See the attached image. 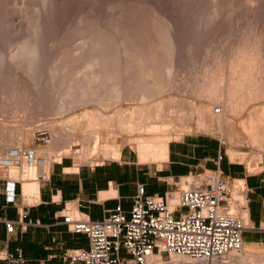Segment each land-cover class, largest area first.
Here are the masks:
<instances>
[{
    "label": "rangeland",
    "instance_id": "1",
    "mask_svg": "<svg viewBox=\"0 0 264 264\" xmlns=\"http://www.w3.org/2000/svg\"><path fill=\"white\" fill-rule=\"evenodd\" d=\"M0 3L2 7L0 9L3 10H0V160L8 163L11 158L9 152L16 147L37 149L44 159L41 167L48 162L52 161V164L63 158L74 162L77 166L96 164L110 159L95 157L94 160H85L74 152L66 153L63 149L65 143L61 139L69 141V145L74 150L85 152L87 149L92 151L91 153L94 152V156H100V153L104 151V145L107 144L116 145L121 150L126 148L139 158V153L136 152L133 144V140H137L138 133L130 136L128 132L113 126H95L90 113L101 112L105 117H109V115H115L120 109L122 114H130L132 108L141 101L137 93L133 92L136 91L134 87L137 84V86L140 85L139 82L137 83L138 68L133 63L137 64L140 59L146 62L151 55L152 47L157 52L163 51L162 48L165 50L168 46L165 33L169 23H172L173 28L175 26V32H173L177 49L173 54L174 61L171 64L172 60L170 61L165 53H157L161 56L156 67L162 71V74L164 73L163 79L166 80L170 76L171 79L173 78V83L163 91L164 93L161 92L150 102L157 108L162 103L163 112L167 110L165 115L170 113L176 115L177 118L174 117V119H177L176 127L179 129L175 127V132L172 130L171 140L188 133L205 134L221 144L224 156L227 154V157H231L230 155L234 154L235 161L246 163L250 169L257 167L264 153V145L253 144L244 131L242 121L245 119V114L241 113V108L246 104V98L249 101V95L245 94L248 93L247 91H250L248 94L255 93L256 90L261 91L260 94L264 92V75L260 77L261 73L264 74V69L258 78L255 76L258 80V82L255 80L258 83L257 86L251 87L249 84L254 81L251 80L245 82V90L244 88L237 90L240 92L238 97H235L237 112L230 115V119L231 117L233 119L231 122L229 120L222 122L223 132L218 130V125H215L216 129L213 130L210 127L203 130L199 128L194 108L202 106L203 109L204 103L207 102L204 107L207 111L203 109V113L204 111L207 113L205 118L209 123L212 121L214 124L217 121L218 107L224 110L223 108L227 107L224 105L226 102H213L208 99L211 90L209 88L207 90L206 86L215 82L218 85L215 91L223 98L222 101L227 100L228 79L226 77L231 75L229 67H231L232 56L234 53L237 55L240 49L241 53L247 50L248 53L249 51L253 53L254 57L253 55L250 57L254 64L261 58L258 63L264 65L262 64L264 62V0H0ZM36 40L40 41L42 58L39 59L37 69L35 67L33 69L29 58L18 55V52H22V49L18 48H22L25 42L33 44ZM98 48L103 51L102 55L96 52L99 51L96 50ZM124 48L129 49V53L125 54ZM3 54H5L4 58H2ZM94 55L102 63L104 61L103 66L106 68L98 61L101 66L98 64L99 67L97 65L93 68L98 71H86L83 64ZM102 56L104 59L100 60ZM165 66L170 67V71L166 74ZM64 67L65 70L61 72ZM99 70L100 73L103 70L100 80L96 77ZM85 71L89 73L86 74ZM91 71L95 72V75ZM57 72L60 75L55 74ZM90 72L98 78L96 81L100 82H94L96 78L89 76ZM102 75L107 78L112 76V80ZM90 77L93 78L92 84L95 83V85L100 84L101 79H107L109 89L113 83L121 82L122 96L110 104H105L107 99H101V102H81L79 95L73 99L63 98V92L67 90L70 83L73 85L76 81L84 85L91 84ZM219 78L226 81L221 82L217 80ZM248 86L253 91L247 90ZM209 90L210 92L207 93ZM259 95L258 105L264 102V93ZM210 102L211 107L208 104ZM61 105L64 107L59 109ZM85 112L87 114L90 112V116L80 117V115L85 116ZM72 117L76 125L75 123L66 124L65 121ZM78 119L79 122H77ZM39 128H44L50 133L52 137L50 145L35 144V136ZM143 132L147 134V129ZM231 138L237 145L232 146ZM96 141L98 145L95 144ZM60 153L61 156L58 155ZM11 167L13 166L10 165L11 174L15 177L18 169ZM1 169L7 172L6 168ZM39 169L40 167L34 168L37 171ZM39 175L41 174L35 172L33 175L29 174L28 178H36ZM186 183L187 181H182L181 185L184 187ZM233 196L237 200L242 198L236 185L233 187ZM248 246L256 253L264 255V249Z\"/></svg>",
    "mask_w": 264,
    "mask_h": 264
},
{
    "label": "crops",
    "instance_id": "2",
    "mask_svg": "<svg viewBox=\"0 0 264 264\" xmlns=\"http://www.w3.org/2000/svg\"><path fill=\"white\" fill-rule=\"evenodd\" d=\"M225 155L214 138L188 133L170 141L168 157L161 163H142L126 148L119 158L96 164L77 166L63 158L49 167V180L36 177L18 183V190H25L24 183L38 181L39 190L35 197L25 196L24 191L25 199L15 203L6 201L8 178L0 168V251L21 249L28 264H66V250L88 247L89 242L85 234L69 229L65 212H79L93 220H102L118 207L129 213L140 185L148 195H165L177 191L194 174L216 169L243 181L244 211L253 226L244 231L243 239L247 245L264 249V153L252 169Z\"/></svg>",
    "mask_w": 264,
    "mask_h": 264
},
{
    "label": "built area",
    "instance_id": "3",
    "mask_svg": "<svg viewBox=\"0 0 264 264\" xmlns=\"http://www.w3.org/2000/svg\"><path fill=\"white\" fill-rule=\"evenodd\" d=\"M51 143L50 133L39 128L35 144ZM9 156L8 163L0 160V168L7 169L6 201L15 203L18 198L25 199L23 188L18 190L17 184L26 180L20 175L14 177L10 165L24 174V164L37 169L44 159L37 149L24 147L11 149ZM50 175L49 170L38 179L46 181ZM186 181L190 187L180 185L165 195H148L140 185L129 213L118 207L102 220L65 212L69 229L85 234L89 242L88 247L66 250V264H148L157 259L168 263L173 256L185 259V264H234V257L244 250V231L253 228L243 214L247 208L243 181L224 176L219 169L203 170ZM235 185L242 202L233 196ZM174 193L177 197L172 204ZM7 224L12 226L10 221ZM0 261L28 264L21 249H2Z\"/></svg>",
    "mask_w": 264,
    "mask_h": 264
},
{
    "label": "bare ground",
    "instance_id": "4",
    "mask_svg": "<svg viewBox=\"0 0 264 264\" xmlns=\"http://www.w3.org/2000/svg\"><path fill=\"white\" fill-rule=\"evenodd\" d=\"M1 4V3H0ZM3 4V3H2ZM2 6V5H1ZM2 8V7H0ZM1 10V9H0ZM3 11V10H1ZM5 12V11H4ZM217 14V13H216ZM8 15V13H7ZM1 16V15H0ZM39 21V20H38ZM44 22V21H43ZM165 22V21H164ZM43 25V24H42ZM0 26H1V23H0ZM166 26V25H165ZM3 28V26L1 27ZM36 28V27H35ZM41 28V27H40ZM39 28V29H40ZM121 29V28H120ZM123 30V29H122ZM2 31V30H1ZM36 31V30H35ZM175 26L173 28V24L169 23V26L167 28V31L165 33V38H166V42H167V45L165 50L164 48L163 51H159L157 52L156 50H154L152 47V51L150 52L151 55L149 57L148 60H146V62H142L140 58V61L135 64V62L133 63L134 65L137 66L138 68V72H137V75L139 79L137 81V83L139 82V86H135V90L136 91H133V92H136L139 96V98L141 99L140 102H138L139 104H137L136 107L132 108L130 114H122V112L119 110H117L116 114L113 115V116H106L103 115V113L101 112H96V113H90L92 114V118H93V125L95 126H108V127H115V128H118L119 130H123L125 132H128L130 134V136H133L134 134L138 133V137H137V140H133V144L135 146V149H136V152L139 153V160L140 162L142 163H148V162H158V163H161L163 160H165L167 157H168V154H169V143L171 141V139L173 138V136H171L172 134H170L172 132V130H174V128L177 126L176 123H177V119H174V117H176V115H173V114H169V115H165V113H167V110H165L166 112L164 113L163 112V108H164V105L161 103L160 106L163 105V107L161 108H157V107H153V103L151 104L150 102L153 101V99L158 96V94H160L161 92H163L165 89L169 88L172 83H173V78L171 79L170 76L167 77V79H163V75L164 73L162 74L160 71V69L157 66V62H158V59L160 58L159 54L161 53H165V56L166 58H168L170 61L172 60L171 64L173 63L174 61V53L175 51L177 50L176 49V44H175V40H174V37H175ZM178 31V30H177ZM118 32V31H117ZM120 32V31H119ZM1 33V32H0ZM41 33V32H40ZM174 34V36H173ZM178 34V33H177ZM99 37V36H98ZM151 37V36H150ZM104 38V37H103ZM37 39V38H36ZM100 39V38H99ZM154 40V39H153ZM162 40V39H161ZM177 40V39H176ZM98 41V40H97ZM25 42V41H24ZM39 42V43H38ZM36 40L35 43H29V42H25L24 44L22 45V48H18V49H22V52H18V55L19 56H24L23 58H26L27 59L29 58L30 61H31V68L34 69V67L36 68L37 65L39 64V59L42 58V48L40 46V41ZM96 42V41H95ZM114 42V41H113ZM128 42V41H127ZM154 42V41H153ZM160 42V41H159ZM178 42V41H177ZM88 43V42H87ZM97 43V42H96ZM169 43V44H168ZM150 44V43H149ZM164 44V43H163ZM83 45V44H82ZM84 46V45H83ZM150 46V45H149ZM257 46V45H256ZM17 47V46H16ZM240 47V46H239ZM85 48V47H84ZM97 48V47H96ZM102 48V47H101ZM151 48V46L149 47ZM158 48V47H157ZM13 49V48H12ZM100 48L96 49V50H99ZM75 50V49H74ZM247 50V49H245ZM252 50V49H251ZM81 51V50H80ZM105 51V50H104ZM156 51V52H155ZM244 51V50H243ZM94 52V51H93ZM97 53H100L102 55L101 52L103 51H96ZM123 52L126 53H129V49H125L123 50ZM133 52V51H132ZM136 52V51H135ZM236 52V51H235ZM11 53V52H10ZM88 53V52H87ZM97 53H94L95 55H97ZM108 53V52H107ZM159 53V54H157ZM250 53V51H249ZM248 53V50L246 52H242L241 53V49L239 51H237V55H234L232 56V61L230 62L231 63V67L230 68V71H231V75H229V77H226L228 79V82L227 83V90H228V98L226 97V101H222L223 98L221 96L218 95V92L217 91V88L215 84V82H212V84L209 86L207 85V90L208 88L211 90L207 91V93H209V97H207L208 99H210L211 101H216V102H220V103H224L226 102L224 105H226L227 107L226 108H223L224 110L220 109V111L218 112V118H217V121L213 124V122L211 121V123H209L207 121V119L205 118V114L207 115L206 113V109H204V107H206V103L205 106L203 105V109L206 110L204 111L205 113H203V109H202V106H196V107H199V108H194L196 113H197V116L198 117L196 119V122H197V125L199 126V128H202L203 129H207V127L211 128L212 130L213 129H216L215 128V125H218V130L223 132V129H222V122L223 121H232V117L230 119V115L231 114H235L234 112H237L236 111V99L235 97L237 95H239L238 93H240V89L242 90L244 87H245V82L247 81H251V80H254V81H251L249 85H253V88L255 87V85L257 84L258 85V80H256V77L258 78L259 74L262 72V70L264 69V65H261L260 63H258V61L261 59H258V61L256 62V65L254 64V61L252 59V56L253 53ZM17 54V53H16ZM90 54V53H89ZM106 54V53H105ZM66 55V54H65ZM77 55V54H76ZM92 55V54H91ZM95 55L93 56V58H91L92 56H90L89 59H87L86 62H84L83 66L84 68L87 70H93V68L99 64L98 63V57L96 56L95 58ZM108 55V54H107ZM17 56V55H16ZM83 56V55H82ZM99 56V54H98ZM104 56V55H103ZM100 57V60H102ZM163 56V55H162ZM5 57V54L2 55V58ZM64 57V56H63ZM67 57V56H66ZM64 57V58H66ZM86 57V56H85ZM164 57V56H163ZM254 57V55H253ZM44 58V56H43ZM107 58V57H105ZM104 59V58H103ZM176 59V58H175ZM41 60V59H40ZM61 60V59H60ZM66 60V59H65ZM68 60V59H67ZM106 60V59H105ZM108 60V59H107ZM134 60V59H133ZM167 60V59H166ZM160 61V60H159ZM168 61V60H167ZM168 61V62H170ZM263 61V60H262ZM29 62V61H28ZM100 64L102 63L101 61H99ZM167 62V63H168ZM72 63V62H71ZM104 63V61H103ZM103 63H102V66H103ZM106 63V62H105ZM140 63V64H139ZM57 64V63H56ZM59 64V63H58ZM99 64V65H100ZM132 64V65H133ZM160 64V63H159ZM158 64V65H159ZM170 64V63H169ZM168 64V65H169ZM170 64V65H171ZM264 64V62L262 63ZM55 65V64H54ZM98 65V67H99ZM133 65V66H134ZM61 66V65H60ZM59 66V67H60ZM82 66V70L84 69ZM101 66V65H100ZM125 66V65H124ZM160 66V65H159ZM163 66V65H162ZM173 66V65H172ZM57 67V66H55ZM54 67V68H55ZM63 67V66H61ZM72 67V66H71ZM105 67V66H103ZM126 67V66H125ZM52 68V67H51ZM106 68V67H105ZM104 68V69H105ZM133 68V67H132ZM165 68V69H164ZM162 69H164L165 71V74L166 72L170 71L169 68L170 67H164ZM27 69V68H26ZM37 69V68H36ZM135 69V68H134ZM59 71L61 70L60 68L58 69ZM65 70V67L62 68V71ZM107 70V69H105ZM104 70V72H105ZM136 70V69H135ZM56 71V69H55ZM85 71V73H86ZM95 71V69L93 70ZM98 71V70H96ZM95 71V72H96ZM103 70H101V73H102ZM172 71V69H171ZM211 71V70H210ZM30 72V71H29ZM60 72V73H61ZM68 72V71H67ZM92 72V71H91ZM89 74L92 75L94 74L95 75V72H92V74ZM103 72V74H104ZM109 72V70H108ZM136 72V71H135ZM134 72V73H135ZM89 73V72H88ZM86 73V74H88ZM101 73H100V70H99V73H97V76L100 80L101 78ZM106 73V72H105ZM111 73V72H110ZM116 73V72H115ZM139 73V74H138ZM212 73V72H210ZM32 74V73H31ZM55 74H58L55 73ZM62 74V73H61ZM81 74V73H80ZM85 74V75H86ZM107 74V73H106ZM112 74V73H111ZM110 74V75H111ZM162 74V75H161ZM207 74V73H206ZM60 75V74H58ZM75 75V74H74ZM171 75V74H170ZM210 75V74H208ZM261 75H264L263 73L260 74V77ZM84 76V75H83ZM93 76V75H92ZM104 78L106 76L102 75ZM108 76V75H107ZM117 76V75H115ZM226 76V75H225ZM256 76V77H255ZM59 77V76H58ZM65 77V75H64ZM81 77V76H80ZM93 76V78H96ZM102 77V78H103ZM136 77V76H135ZM254 79H253V78ZM76 78V77H75ZM92 77H90L91 79ZM93 78L91 79V84H85L84 83H81V82H76L75 81V84L72 85V83H68L69 85L67 86V90L65 91L64 90V94H63V98H75L76 96L78 97L79 95V101L81 102H92V101H102L103 99L106 100L107 99V103L105 104H110L112 101H114L115 99H119L121 96H122V90H121V85L119 82L117 83H110V89L107 87L108 85V80L107 79H110V81L112 80V76H110L109 78L107 79H101V83L100 84H97L95 85V83L92 84V81L94 82H100V81H96L98 78L94 79ZM89 79V78H88ZM69 80V79H68ZM104 80V81H102ZM107 80V81H106ZM217 80H220L217 79ZM216 80V81H217ZM257 82H256V81ZM261 80V79H260ZM64 81V79H63ZM87 81V80H86ZM121 81V80H120ZM213 81V80H212ZM221 82L223 81H226L225 79H222L220 80ZM219 81V82H220ZM68 82V81H67ZM72 82V81H70ZM83 82V81H82ZM85 82V81H84ZM90 82V80H89ZM116 82V81H115ZM220 82V83H221ZM88 83V81H87ZM123 83V82H122ZM225 83V84H226ZM255 83V84H254ZM261 83H263L261 81ZM260 83V84H261ZM223 84V83H222ZM247 84V85H248ZM259 84V85H260ZM64 85V84H63ZM256 85V86H257ZM134 86V85H133ZM263 86V85H261ZM132 87V86H131ZM249 89L247 90H250V86H248ZM260 87V86H259ZM66 88V87H65ZM109 90L110 92H108L107 90ZM226 88V87H225ZM258 89V87H256ZM255 88V90H256ZM263 88V87H262ZM260 89V88H259ZM216 90V91H215ZM237 90H239L237 92ZM245 90V88L243 89ZM206 91V90H205ZM251 91H253L251 89ZM243 92V91H242ZM248 93L250 91H247ZM260 94L261 91H255L248 94V93H245L247 96L249 95V101L246 100L247 102H245L246 104L244 106H242L243 108H241V113L245 114V119L242 121L243 122V128H244V131H246V133L249 135V137L251 138V140L253 141V144H263L264 145V102H261L260 105L257 104V100H258V95L257 93ZM164 93V92H163ZM264 92H262L261 94L263 95ZM253 94V95H252ZM260 94V95H261ZM222 95V94H221ZM227 95V94H226ZM243 95V94H242ZM241 95V96H242ZM259 95V96H260ZM206 96V95H205ZM223 96V95H222ZM245 96V95H244ZM221 97V98H220ZM238 97V96H237ZM158 98V97H157ZM206 98V97H205ZM240 98V97H239ZM59 99V98H58ZM102 99V100H101ZM138 99V100H140ZM206 99V100H208ZM264 99V98H263ZM147 100V101H146ZM205 100V101H206ZM209 100V101H210ZM155 101V100H154ZM222 101V102H221ZM259 101V100H258ZM159 102V101H158ZM156 102V103H158ZM163 102V101H161ZM212 102V103H213ZM70 104H73V103H70ZM104 104V105H105ZM158 104V105H159ZM209 105L211 104L208 103ZM60 105V104H59ZM200 105V104H199ZM67 106V105H66ZM64 107V105H61V107L59 109H62ZM211 107V105H210ZM155 108V109H154ZM166 108V107H165ZM209 108V107H208ZM211 109V108H210ZM209 110V109H208ZM238 110V109H237ZM169 111V110H168ZM173 112V111H171ZM86 113V112H85ZM89 113L85 116L84 115H80V117H87L89 115ZM195 113V112H194ZM82 114V113H81ZM84 114V113H83ZM179 114V113H178ZM237 114V113H236ZM90 116V115H89ZM209 116V115H208ZM76 118H79L78 116H75ZM207 117V116H206ZM177 118V117H176ZM82 119V118H81ZM210 119V118H209ZM76 120V119H75ZM66 124L67 123H75L73 117L72 118H69L67 121H65ZM79 122V119L78 121ZM179 122V120H178ZM64 123V122H63ZM178 124V123H177ZM76 125V123H75ZM63 127V126H62ZM224 127V125H223ZM177 128V127H176ZM147 129V134H145L143 131ZM179 129V128H177ZM210 129V130H211ZM182 130V129H181ZM179 130V131H181ZM208 130V131H210ZM185 131V130H184ZM207 131V130H206ZM175 132V130L173 131ZM177 132V131H176ZM220 132V133H221ZM97 133V132H96ZM222 134V133H221ZM62 142H64V146H63V149H64V152L66 153H70V152H74L78 157L82 158V159H85V160H89V159H93L95 157H109L110 159H116V158H119L120 155H121V149L117 148L116 145H104V151L100 153V156H94V152L91 153L89 150H74L70 145H69V141H63V139H61ZM98 141L95 142L96 145ZM232 146H235L237 145L236 142H233L232 141V138H231V142ZM95 149H96V146H95ZM82 151V152H81ZM233 152V151H232ZM59 156H61V153L58 154ZM58 156V157H59ZM231 159L234 160L235 159V155L232 154L230 155ZM96 159V158H95ZM235 161V160H234ZM52 162V161H51ZM51 162H48L45 166L43 167H40V169L37 171V170H34L33 168H28L26 165H25V172L24 174H19V170L18 172H15L16 173V176L15 177H18V175L21 176L22 179H27L29 177V174L30 175H33L35 172H38L39 174H42L43 172H48L49 171V167H50V164ZM190 180V178H189ZM238 182V181H237ZM24 191H25V196L27 197H30V196H33L35 197L34 195L38 194V190H39V182L38 181H33V182H26L24 183ZM185 187H190L189 184H187V186ZM176 193H174L173 195V198L171 199V203L174 204L176 202ZM241 202H242V198L239 199ZM244 216L247 217V212H243ZM234 264H245L246 262H252L253 264H264V255L263 254H259V253H256L254 250L251 249V247H249L247 244H245L244 246V250L236 257H234V260H233ZM185 264L187 263L185 259L183 258H180L178 256H173L172 257V260L168 263H162L161 261H159L158 259L157 260H151L149 261L148 264Z\"/></svg>",
    "mask_w": 264,
    "mask_h": 264
}]
</instances>
